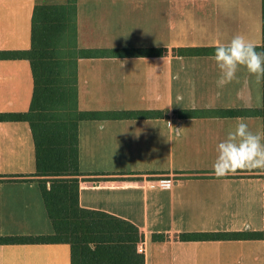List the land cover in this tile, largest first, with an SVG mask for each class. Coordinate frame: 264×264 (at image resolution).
<instances>
[{
  "label": "crops",
  "instance_id": "1",
  "mask_svg": "<svg viewBox=\"0 0 264 264\" xmlns=\"http://www.w3.org/2000/svg\"><path fill=\"white\" fill-rule=\"evenodd\" d=\"M39 2L0 0V51L30 48L31 17ZM262 2L75 0L78 50H162L160 56L76 59L77 109L103 113L77 124L78 204L136 227L140 239L130 256L142 257L143 264H264L263 240L180 238L264 229V172L217 178L212 168L217 143L238 122L263 133L261 117L214 114L261 108L262 82L241 67L236 80L218 87L213 55H176L178 48H215L237 34L260 45ZM32 91L27 60H0V113L27 112ZM178 110L204 115L180 118ZM124 111H160L161 116L108 115ZM34 172L28 123L0 121V236L53 234ZM168 179L172 187L161 190L160 181ZM46 190L50 203V182ZM0 264H71L70 246L0 245Z\"/></svg>",
  "mask_w": 264,
  "mask_h": 264
},
{
  "label": "trees",
  "instance_id": "2",
  "mask_svg": "<svg viewBox=\"0 0 264 264\" xmlns=\"http://www.w3.org/2000/svg\"><path fill=\"white\" fill-rule=\"evenodd\" d=\"M262 42L257 51H264V0L262 2ZM75 0H41L31 17L30 48L0 51V60H27L31 68L33 91L30 107L24 113H0V121L28 123L35 148V172L32 177L41 190L53 234L37 236H0V245L59 244L70 246L71 264H143L130 253L140 239L138 229L128 222L103 212L86 210L78 204L77 124L97 119L102 112L77 109L76 59L108 54L115 57L160 56L161 49L78 50L75 42ZM212 47H184L178 56L213 55ZM222 117L254 116L263 119L258 109H222L214 112ZM111 117L154 118L160 111H124L108 113ZM180 118L204 113L178 110ZM264 172V170H261ZM263 200H264V175ZM46 182H50V203ZM264 210V209H263ZM162 239V235H152ZM181 239L199 240H263L264 229L258 232L181 234ZM93 246V247H92Z\"/></svg>",
  "mask_w": 264,
  "mask_h": 264
},
{
  "label": "clouds",
  "instance_id": "3",
  "mask_svg": "<svg viewBox=\"0 0 264 264\" xmlns=\"http://www.w3.org/2000/svg\"><path fill=\"white\" fill-rule=\"evenodd\" d=\"M257 47L242 34L233 36L227 43L216 44L212 59L220 73L217 86L236 80L241 67L254 76L258 84L264 82V51H257ZM216 153L212 168L217 178L232 176L238 171L264 170V133H254L247 123L240 121L217 143ZM172 183L170 179L161 180V190L170 189Z\"/></svg>",
  "mask_w": 264,
  "mask_h": 264
},
{
  "label": "rangeland",
  "instance_id": "4",
  "mask_svg": "<svg viewBox=\"0 0 264 264\" xmlns=\"http://www.w3.org/2000/svg\"><path fill=\"white\" fill-rule=\"evenodd\" d=\"M184 9V7L182 6V10ZM198 29V31L200 32L201 31V28H197ZM185 40H183V42H180V43H186V42H184ZM195 41L197 42V41H199V39H198V37H196L195 38ZM197 43H200V42H197Z\"/></svg>",
  "mask_w": 264,
  "mask_h": 264
},
{
  "label": "built area",
  "instance_id": "5",
  "mask_svg": "<svg viewBox=\"0 0 264 264\" xmlns=\"http://www.w3.org/2000/svg\"><path fill=\"white\" fill-rule=\"evenodd\" d=\"M143 242L141 243L140 247L138 248L139 252H143L144 251V246H143Z\"/></svg>",
  "mask_w": 264,
  "mask_h": 264
}]
</instances>
